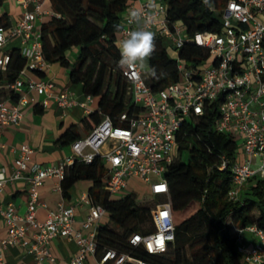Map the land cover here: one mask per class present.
Here are the masks:
<instances>
[{"label":"built area","instance_id":"built-area-1","mask_svg":"<svg viewBox=\"0 0 264 264\" xmlns=\"http://www.w3.org/2000/svg\"><path fill=\"white\" fill-rule=\"evenodd\" d=\"M131 1L137 5H129L122 16L116 39L118 49L130 31L139 28L152 31L155 39L168 41L177 54L179 82L152 91L146 83L147 66L139 70L118 65L129 84L132 109L122 112L116 124L104 116L90 132L69 146V157L53 165L33 162V150L27 144L18 147L9 175L0 162V191L7 183L17 180L25 179L28 184L23 214H18L12 204L0 206V217L6 226L5 236L0 237V264H6L4 251L12 246L23 248L32 264H54L56 258L50 251V242L56 238L75 243L77 252L70 264H86L89 257L95 264H150L128 254L119 255L114 250H105L97 258L96 232L105 210L94 204L88 193L81 194L74 205L60 203L56 210L48 212L45 221H38L36 212L43 206L39 190L51 178L58 182L56 189L61 192L68 166L75 161L91 164L99 159L107 168L103 184L109 195L126 191L128 180L137 178L147 184L154 196L164 198L168 185L163 175L166 166L176 157V135L185 120L195 121L213 107L216 112L213 131L237 135L241 140V152L231 167L234 188L229 191L228 199L237 200L249 178H264V0H229L222 10V31L196 32L192 37L185 34L181 25L167 20L164 4L157 0ZM16 2L22 8L19 19L14 25H0V74L6 70L9 47L15 40L19 41L16 48L25 59L26 67L9 86L18 95L17 101H0V132L4 127L20 125L28 93L44 96V107L50 99L64 111L74 105L67 90L53 93L55 85L51 80L22 79L25 71L44 74L51 64L42 54V0ZM152 3L154 7H150ZM29 4L33 5L32 10H28ZM132 12L140 14L139 23H129ZM189 42L207 52L208 60L200 68L185 65L178 58V50ZM85 98L87 102L92 101L91 96ZM3 147L0 142V149ZM239 156L244 157L242 163ZM76 206L88 209L81 223L82 229L89 230L87 234L74 229ZM152 220L154 230L146 235L133 234L129 243L151 255L163 254L174 241L169 202L155 204ZM246 234L252 240L247 241ZM238 243V252L245 264H264V230L247 226L241 230Z\"/></svg>","mask_w":264,"mask_h":264},{"label":"trees","instance_id":"trees-1","mask_svg":"<svg viewBox=\"0 0 264 264\" xmlns=\"http://www.w3.org/2000/svg\"><path fill=\"white\" fill-rule=\"evenodd\" d=\"M131 0H49L53 15L40 25L42 54L50 64L67 71L70 83L81 86L85 96L96 99L97 110L84 116V134L104 116L116 124L122 112L132 109L129 84L118 68L120 50L116 39L124 12ZM165 6V17L185 29L192 37L196 32L220 33L222 10L229 0H157ZM0 25L7 26L0 21ZM77 50L74 60L68 53ZM10 60L0 74V101L16 102L18 95L9 89L26 61L17 48L10 49ZM178 58L195 69L208 60L207 52L192 42L178 50ZM146 83L152 91L179 82L176 59L166 50L163 39H155V51L147 58ZM155 69V75L152 74ZM112 88L114 91H112ZM215 109L199 119L185 120L176 135V157L166 166V197L171 206L174 241L159 255L133 247V234L146 235L154 230L152 210L137 201L131 192L113 198L104 190L106 166L95 159L91 164L75 161L68 166L61 182L63 197L79 181H89L88 195L105 210L113 227L98 225L96 256L114 250L150 264H245L238 252L243 228L255 225L264 230V178L253 176L243 185L239 198L229 200L234 188L231 167L240 150L233 135L213 131ZM82 137L74 126L60 137L70 146ZM187 152L186 162L180 157ZM226 163L224 168L223 163ZM101 219V221H102ZM100 221V222H101Z\"/></svg>","mask_w":264,"mask_h":264},{"label":"crops","instance_id":"crops-1","mask_svg":"<svg viewBox=\"0 0 264 264\" xmlns=\"http://www.w3.org/2000/svg\"><path fill=\"white\" fill-rule=\"evenodd\" d=\"M129 5H137V2L130 1ZM128 6L126 9H128ZM33 5L29 4L28 10H32ZM42 10L44 14L41 17V23L47 21L53 12L49 0H42ZM22 13L21 6L16 0H0V21L7 25H14ZM19 41L15 40L10 44L9 49L18 47ZM77 50L72 49L68 57L74 60ZM22 79L24 81L33 80H51L55 89L54 94L67 90L74 105L68 110L59 108L53 99L49 100L48 106H43L44 96L36 93H28V104L22 108L23 118L18 126H7L0 132V142L3 148L0 149V162L6 168V174L12 171L14 158L17 156V149L22 144H27L32 150V161L40 165H53L69 157V146H63L60 137L63 133L74 126L77 132L85 135L81 120L84 116L97 110V102L92 98L91 102L86 101V96L82 92L81 86L70 83L67 71L58 64H51L49 70L42 74L33 71H25ZM11 103L7 98L4 99ZM57 181L48 178L44 181L39 190V200L43 206L36 212L38 221L43 222L49 211L56 210L60 203L64 205H74L78 197L83 193H88L89 181H79L68 190V196L65 198L62 193L56 189ZM28 184L25 179L7 183L0 191V206L6 207L12 204L18 214L25 212V203L27 200ZM88 213L86 206H76L74 229L82 230L83 234L88 233V229H82V221ZM103 220V219H102ZM6 234V226L0 217V237ZM247 241L252 240L249 235H245ZM50 251L56 258L54 264H70L74 258L77 247L74 242L65 238H56L50 242ZM6 264H32L31 257L25 250L18 246L9 247L4 251ZM95 263L93 258H88L86 264ZM48 264V263H45Z\"/></svg>","mask_w":264,"mask_h":264},{"label":"clouds","instance_id":"clouds-1","mask_svg":"<svg viewBox=\"0 0 264 264\" xmlns=\"http://www.w3.org/2000/svg\"><path fill=\"white\" fill-rule=\"evenodd\" d=\"M154 6V3L150 4V7ZM139 21L140 14L132 12L129 23H139ZM119 48L121 56L119 66L142 70L145 67V60L155 51V34L143 28L130 31L128 37L121 41ZM152 74L155 75V69H152Z\"/></svg>","mask_w":264,"mask_h":264},{"label":"rangeland","instance_id":"rangeland-1","mask_svg":"<svg viewBox=\"0 0 264 264\" xmlns=\"http://www.w3.org/2000/svg\"><path fill=\"white\" fill-rule=\"evenodd\" d=\"M164 43H165L166 50L169 53V55L171 57L177 59V54L172 51L173 47H171L172 49L170 48V43L166 40H164ZM146 66H147V60H145V67L144 68H146ZM112 91H114L113 88H112ZM234 138H235L237 145L239 147V150H240L241 140L239 139V137L237 135H234ZM240 152H241V150H240ZM180 160H181V162H186L187 152L182 153ZM243 161H244V157L239 156V162L242 163ZM257 166H258V163H257V165H253L252 168L255 169V168H257ZM131 192H133L136 195L137 201L140 204L145 205V206H152L155 203L160 202V200H161L160 197L154 196L150 192L147 184H145L144 182L140 181L137 178L129 179L126 191L121 192L120 194L113 196V198L123 197L125 194L131 193ZM99 225H107L109 227H113L112 223L109 221L107 216L99 223ZM91 264H95V263L91 262Z\"/></svg>","mask_w":264,"mask_h":264}]
</instances>
